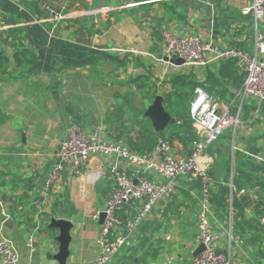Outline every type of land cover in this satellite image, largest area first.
I'll return each mask as SVG.
<instances>
[{"label": "crops", "instance_id": "0c3cea01", "mask_svg": "<svg viewBox=\"0 0 264 264\" xmlns=\"http://www.w3.org/2000/svg\"><path fill=\"white\" fill-rule=\"evenodd\" d=\"M252 2L0 0V172L9 174V179L20 177L32 187L26 199L29 204L20 207L22 212L34 208L32 211L38 209L41 214L45 207L48 227L53 218L72 222L67 264H90L97 256L96 239L102 225L90 216L105 207L112 193L114 160L95 156L88 168L78 173L66 168L61 183L46 194L45 181L60 161V143L74 127L87 132L102 127L110 140L122 142L116 139L119 131H109L105 118L131 89L152 95L144 113L157 96H163L165 110L176 119L173 125H182L175 116L182 112L177 99L178 93L189 89L184 86L189 80L203 86L239 118L237 126L210 145L206 154L212 159L210 224L214 231L230 232L216 248L229 264H264V226L259 223L264 213V101L242 96L245 73L236 62L176 66L166 61L162 38L163 31L170 30L179 36L197 35L220 48L238 47L255 53L258 39L264 40V19L258 27L247 22L244 12ZM28 51L36 55L33 64L25 56ZM71 108L77 111L71 113ZM81 113L77 125L75 116ZM144 117L142 127L151 124L155 134L165 133L158 139L172 142L174 156L191 154L193 141L170 138L173 125L156 132L151 120ZM144 134V130L132 132L127 146L137 153L152 154L155 146L147 144ZM123 168L134 170L126 163ZM146 175L166 182L154 174ZM221 188L229 189L226 210L216 206L226 199ZM201 190L196 180L179 179L112 264H120L117 259L124 254L135 256L136 264L140 259L143 264L161 263L171 255L178 256V264H191L200 244ZM140 206L134 204L122 213L126 224ZM13 214L0 200V229L18 249L20 264H59L49 258L59 253V230L49 227L57 233L56 244L44 246L39 237L35 240L32 236L33 248H22L10 235ZM193 219L195 226L189 224ZM144 227L147 229L142 231ZM144 238L146 245L140 249Z\"/></svg>", "mask_w": 264, "mask_h": 264}, {"label": "built area", "instance_id": "2783aa9c", "mask_svg": "<svg viewBox=\"0 0 264 264\" xmlns=\"http://www.w3.org/2000/svg\"><path fill=\"white\" fill-rule=\"evenodd\" d=\"M250 12L253 13L251 22L258 27L264 19V0H253L251 7L244 14L249 15ZM162 38L164 56L184 60L183 66L187 68L206 66L212 62H236L245 73L242 96L264 101V40L261 38L258 39L255 53L238 47L220 48L210 42H203L197 35L179 36L170 30H164ZM190 117L197 137L192 143L191 154L186 158L174 156L172 142L167 138L158 139L152 154H141L121 142L110 140L102 127L89 132L77 127L68 131L57 150L60 161L45 181L46 194L61 183L66 168L78 173L88 168L95 156L114 160L111 169L114 177L112 193L105 207L90 216L91 220L100 221L101 215L105 214L100 235L96 239L97 256L90 264H112L134 240L142 224L156 212L159 204L168 198L181 178L196 180L202 189L197 242L200 243L199 246L204 244L205 250L194 257L191 264H229L227 257L219 253L216 245L229 237L230 232L214 231L210 224L212 159L206 154L210 145L228 129L237 126L239 118L231 113L229 107L221 105L203 86L195 88L190 103ZM124 163L134 170L124 169ZM147 173L159 176L166 182L150 180ZM138 203L141 206L137 215L126 224L122 213L126 208ZM41 212L45 213L46 208ZM259 223L264 226V213L259 217ZM178 262V256L171 255L156 264ZM20 263L18 249L0 229V264Z\"/></svg>", "mask_w": 264, "mask_h": 264}, {"label": "rangeland", "instance_id": "374dc122", "mask_svg": "<svg viewBox=\"0 0 264 264\" xmlns=\"http://www.w3.org/2000/svg\"><path fill=\"white\" fill-rule=\"evenodd\" d=\"M131 90L132 91L128 94L130 102H126L124 100L121 102L125 110V126L121 130V134L123 135V138H121V143L124 142L123 144H125L126 146L128 145L127 138L132 132L143 130L142 123L146 121V118L143 115L145 111V105L147 104L146 101L150 100L152 97L150 92H139L135 89ZM191 101L192 100L190 99L188 104L191 103ZM28 188L29 185L22 182L20 177H16V180H14L9 179L8 175L2 173L0 174V200L6 202V208L9 211L11 208L14 210L13 221L10 227V235L14 240H16V242L20 243L22 248L24 246L28 248L29 245H32V243L29 242L32 236L35 240L37 237H39L41 243L44 246H49V243L56 244V237H54V235H56L57 233H52L50 231L48 227L50 217L47 214L38 213V209H36L34 212L32 211L34 208L25 213L22 212V210L18 207L21 204V206L29 204V202L23 198V195L25 194L24 191ZM36 216L39 217L40 222L38 221ZM189 218H193V215H189ZM192 222L193 223L189 224L195 226V219H193ZM17 225L19 227H17ZM38 228L40 229L38 230ZM34 244L35 242L31 246L32 248ZM48 255L49 252L46 254L47 258Z\"/></svg>", "mask_w": 264, "mask_h": 264}, {"label": "trees", "instance_id": "16d2710c", "mask_svg": "<svg viewBox=\"0 0 264 264\" xmlns=\"http://www.w3.org/2000/svg\"><path fill=\"white\" fill-rule=\"evenodd\" d=\"M25 56H27V58L29 59V64H33L35 61H36V55L33 51H28L25 53ZM184 86H188L189 89L188 90H185L183 92H180L178 93V105L180 107H182V110L178 109V111H182L181 113H178L179 115H175L177 116L176 118H178L179 120L178 121H182V125L181 124H176V125H173L172 126V133L170 131V138L172 137H178V139L181 141V142H188V141H194L196 139V134L194 133V128L192 126V120H191V117H190V106L188 108V112L186 110V103L188 102V99L190 98L191 96V91H195V88L198 87V86H201L200 84H198L197 82L195 81H190L189 80V83H186L184 84ZM172 97V94H169L167 96V98H170L171 99ZM126 101V102H130L129 100V95H127L125 98L122 99V101ZM190 100V99H189ZM77 111L75 108H71L70 109V112H75ZM170 112L175 113L173 108L170 109ZM84 115V114H83ZM144 115V113H143ZM86 117V116H85ZM125 110H124V106L121 104V102H116V104L114 105L113 107V110L110 112H108V115L106 116L105 118V122H106V125L108 126V129L110 132H116V131H119L120 134L118 137H116V139L120 140L121 141V138H123V135L121 134V130L124 128L125 126ZM81 121H82V113L81 114H76L75 116V122L77 123V125H80L81 124ZM143 130L145 131V138H146V141H147V144L148 145H156L157 144V141H158V138L160 136H164L165 133H159V134H155L153 128H152V125L151 124H147V125H144L143 126ZM131 133V131H130ZM180 136V137H179ZM196 136V137H195ZM129 138V137H128ZM127 138V139H128ZM163 138V137H162ZM131 143V142H130ZM133 145V144H131ZM135 146V145H134ZM137 148V146H135ZM2 172H0L1 174ZM2 174H5L7 175L5 172H3ZM9 175V174H8ZM16 177H13L14 180H16ZM199 183V182H198ZM29 185V188L27 190H25V194L23 195V198L24 199H27L28 197V192L32 190V187ZM26 187V186H24ZM222 189V196L225 197L226 196V199H225V202L223 201L222 203H219L217 202L216 203V206L218 207H222L223 210H226V208L228 207V195H229V189ZM227 200V201H226ZM22 205V204H21ZM21 205H19L18 207H22ZM12 211H14L12 208H11ZM143 226V225H142ZM141 229V228H140ZM147 227H144L142 228V231L146 230ZM147 238H144L142 241H141V246H140V249H142L146 244V241ZM156 256V255H155ZM143 260L140 259L139 261V264L142 263L143 264ZM117 263H120V264H136L135 262V256H128L127 254H124L123 256L119 257L117 259Z\"/></svg>", "mask_w": 264, "mask_h": 264}, {"label": "water", "instance_id": "95a60500", "mask_svg": "<svg viewBox=\"0 0 264 264\" xmlns=\"http://www.w3.org/2000/svg\"><path fill=\"white\" fill-rule=\"evenodd\" d=\"M253 17V13L250 12L247 17V22H250ZM167 62H170L176 66H183L185 64L184 60L178 59H169L166 58ZM146 117H148L156 132L164 131L169 125H173L176 123V119L171 117L170 114L165 110L164 107V97L157 96L153 105L146 111ZM105 219V214L101 215L100 224L102 225ZM51 229L59 230V236L57 237V241L60 244L59 253L54 256H49L50 259H54L59 262V264H67V259L70 255V244L72 241L71 231L73 229V224L70 220L61 219L58 220L53 218L51 220L50 226ZM205 250L204 244H201L197 249L194 257L198 256Z\"/></svg>", "mask_w": 264, "mask_h": 264}]
</instances>
